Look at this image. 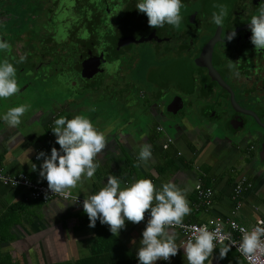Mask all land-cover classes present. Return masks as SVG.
<instances>
[{
	"label": "flooded vegetation",
	"instance_id": "1",
	"mask_svg": "<svg viewBox=\"0 0 264 264\" xmlns=\"http://www.w3.org/2000/svg\"><path fill=\"white\" fill-rule=\"evenodd\" d=\"M138 2L0 0V41L10 45L0 61L14 65L20 91L34 81L40 97L51 89L44 77L76 88V99L50 103L48 119L88 113L92 120L100 106L78 101L98 103V91L114 92L99 95L114 97L115 135L150 137L154 150L175 143L203 153L227 148L231 166L264 171V50H255L249 27L264 0H181L178 29L151 28ZM218 5L227 8L223 28L212 22ZM232 31L231 41L222 40ZM16 96L10 101L23 104Z\"/></svg>",
	"mask_w": 264,
	"mask_h": 264
},
{
	"label": "crops",
	"instance_id": "2",
	"mask_svg": "<svg viewBox=\"0 0 264 264\" xmlns=\"http://www.w3.org/2000/svg\"><path fill=\"white\" fill-rule=\"evenodd\" d=\"M3 109L9 106H2ZM36 119L34 113L28 119H22L18 127H10L0 120V168L3 172L14 174L23 172L30 180L42 182L39 172L43 162L34 156L45 154L55 147L56 137L52 131L54 120L43 122V131L22 130V124L31 127ZM32 128V127H31ZM32 130V129H31ZM107 145L97 155L99 163L91 180L84 179L81 185L69 191L76 195L95 194L107 182L109 175L116 176L121 187L147 178L152 180L157 190L166 182H173L186 193L191 214L184 218L188 222H204L208 218H234L249 225L255 217L264 216V171L255 173L228 164H215L201 168L197 163L199 157L211 159L217 151L204 152L175 143L166 149H151L152 157L147 166L137 167V155L140 144L152 140L150 137L124 139L112 132L105 134ZM116 138L120 142L116 143ZM137 144L134 148L128 145ZM208 156H211L210 158ZM201 159V160H202ZM36 165L33 171L32 165ZM237 170L235 172V169ZM233 172V174H232ZM244 177L250 187L239 197V207L234 209L232 187L234 182ZM196 181L212 189L211 203L204 206L197 203L193 185ZM27 190L22 187H11L0 182V264H139L137 251L142 239L140 223L125 221V227L118 236H113L109 226L99 220L94 228L89 227V218L83 206L69 201L52 198L39 202L27 197ZM176 243L182 244L179 232ZM225 245H228L224 243ZM220 245L214 249L213 256L205 264H246L230 247L223 258H219ZM105 253V254H104ZM110 256V257H109ZM114 256V260L112 257ZM174 264H187L183 248H179Z\"/></svg>",
	"mask_w": 264,
	"mask_h": 264
},
{
	"label": "clouds",
	"instance_id": "3",
	"mask_svg": "<svg viewBox=\"0 0 264 264\" xmlns=\"http://www.w3.org/2000/svg\"><path fill=\"white\" fill-rule=\"evenodd\" d=\"M182 7L181 0H139L136 5L139 12L146 14L151 28H162L167 24L178 29L182 20ZM217 7L219 10L213 12L212 22L223 28L227 8L224 5ZM249 27L251 43L259 53L264 50V6L259 8L258 14L251 16ZM236 35L232 31L222 35V40L231 41ZM9 48L7 42L0 41V51ZM25 59V56H21L18 62ZM234 66L230 61L228 67L231 69ZM16 72L14 65L7 59L0 62V99H8L20 91ZM30 107L28 104L11 107L0 119L10 127H18L21 117ZM52 131L60 149L58 151L53 147L50 156L44 152L37 155V159L43 158L39 175L47 181L48 189L53 194L68 199L71 197L69 190L81 185L84 179L91 180L100 167L95 158L106 147L107 139L105 133L98 131L90 119L83 115H75L71 119L64 116L57 118ZM151 157V145H141L136 166H147ZM32 169L36 170L35 164ZM83 210L89 218V227L94 228L99 220L102 225L109 226L113 236L119 235L126 220L139 224L144 221L145 213L150 212L137 251L139 264L169 260L177 255L179 248H183L187 264H205L213 256L217 244L220 245V259L236 244L235 241H231L230 245L224 244L226 239H230V234L222 233L220 226L209 230L207 225H185L184 218L191 214V208L186 193L173 182H166L157 190L152 180L141 178L122 188L120 180L109 175L99 191L86 195ZM176 228L190 232L189 238L180 246L176 243ZM239 231L241 239L238 251L241 255L250 262L264 256V222L251 229L240 228Z\"/></svg>",
	"mask_w": 264,
	"mask_h": 264
},
{
	"label": "built area",
	"instance_id": "4",
	"mask_svg": "<svg viewBox=\"0 0 264 264\" xmlns=\"http://www.w3.org/2000/svg\"><path fill=\"white\" fill-rule=\"evenodd\" d=\"M170 142V139L167 138L166 142L162 144V147L165 148L166 145ZM47 156L51 155V150H49L46 153ZM35 159H37V155L34 156ZM39 161L43 162V158L38 159ZM0 177L3 179H0V182L3 184H6L11 187H22L27 190L28 194L27 197L33 200H37L39 202H46L52 198L69 201L73 203L74 205L83 206V200L86 198V196L76 195L71 192V197L68 199H65L64 197L53 194L49 189L47 185V181L44 180L42 182H34L30 180L23 172H17L14 174L5 173L0 168ZM250 182L247 181L244 177H239L233 184L232 187V194L231 198L234 199V209H237L240 205L239 203V197L241 196L242 192L247 190L250 187ZM193 191L195 193V199L197 200V203H201L204 206H209L211 203V197H212V189L208 186L203 185L201 182L196 181L193 185ZM77 198V200H76ZM150 219V212L145 213V219L140 223L142 229L146 228L147 222ZM261 222H264V216H257L254 218V220L249 224L245 225L238 221H236L234 218H226L224 220L220 218H208L204 222H188L183 221L185 225L191 226H201V225H207L209 230H214L215 227L220 226L222 229V233L224 234H230V239H226L224 243L230 245L231 241H235L236 244L232 245L231 248L244 260L246 264H264V256H260L259 259H256L254 261L247 260L241 253L238 251V243L241 239V232L239 231L240 228L245 229H251L252 227L256 226L257 224H260ZM233 225H236L234 228ZM176 230L179 232L180 237L182 239V243L185 242L189 236L190 232L186 231L183 228H176ZM178 255V252H177ZM176 255V256H177ZM171 257L169 260H157L155 264H174L175 257Z\"/></svg>",
	"mask_w": 264,
	"mask_h": 264
},
{
	"label": "rangeland",
	"instance_id": "5",
	"mask_svg": "<svg viewBox=\"0 0 264 264\" xmlns=\"http://www.w3.org/2000/svg\"><path fill=\"white\" fill-rule=\"evenodd\" d=\"M2 62V60L0 61ZM43 83L45 84V86H51V89H43L45 92L44 94L42 93V95L40 97L36 96L37 93L34 91V88L37 85H40L39 83L36 84V82H31L29 86H27V88L21 90L20 92L17 93L16 98H19L20 102H22L23 104H28L30 105V109L21 117L22 119H28L29 114L34 113L36 116V119H34L31 123V127L30 126H26L25 124H22L21 129L24 131H35V127H36V132H41L43 131V122L45 120L48 119L49 116H51L52 114V107L54 106V104H50L53 103L55 101H57V103H59L61 101V99L65 98L66 96H70L73 99H76L77 97L80 96V93L75 91L73 89L71 90H66L63 87L64 86H60L57 87L55 84V79L53 77H44L43 78ZM18 85L20 86V84H22V82L18 81L17 82ZM54 85V86H52ZM20 88V87H19ZM31 88V89H30ZM103 96L110 94L114 96V92H107V93H103L98 91L97 96L99 98L98 103L95 102H90L87 101L88 98L85 97H81L82 101H78L80 102V104H83V106H86L85 108H90L91 106H100V113L97 114V117L90 120L92 122V124L94 125V127L98 130V131H102L105 134L107 132H112L114 133V97L112 96L111 98H106L104 99ZM35 94V95H34ZM106 97V96H105ZM23 100V101H21ZM2 106L7 105L9 106L8 108H4L3 112L5 113L9 108L11 107H15L18 106L20 104H16L15 101H10V98H8L7 101H5L4 99H0V117H2ZM89 110V109H88ZM83 116L87 117L88 113L84 114ZM88 118V117H87ZM57 119V117L54 119V121ZM89 119V118H88ZM1 121H3V119H0ZM32 129V130H31ZM116 143L120 142L119 139L116 138ZM223 152H218L216 154V156H212V160L210 159H202L203 157H199L197 159V163L201 164L202 167L204 168L207 166V164L209 165H215V164H219V163H223V164H228V155H231L233 153V151H229L227 148H222ZM209 158L211 156H208ZM202 159V160H201ZM240 162H238L236 165L234 163V167L237 169L240 167ZM231 164V163H230ZM228 164L227 167H223V169L228 170V168L231 167V165ZM234 168V169H235ZM235 169V172L237 171ZM233 174V172H232Z\"/></svg>",
	"mask_w": 264,
	"mask_h": 264
},
{
	"label": "trees",
	"instance_id": "6",
	"mask_svg": "<svg viewBox=\"0 0 264 264\" xmlns=\"http://www.w3.org/2000/svg\"><path fill=\"white\" fill-rule=\"evenodd\" d=\"M105 254V253H104ZM110 257V256H109ZM112 257V256H111ZM112 259L114 260V256L112 257Z\"/></svg>",
	"mask_w": 264,
	"mask_h": 264
}]
</instances>
